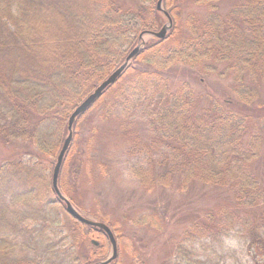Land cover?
I'll use <instances>...</instances> for the list:
<instances>
[{
    "label": "trees",
    "instance_id": "trees-1",
    "mask_svg": "<svg viewBox=\"0 0 264 264\" xmlns=\"http://www.w3.org/2000/svg\"><path fill=\"white\" fill-rule=\"evenodd\" d=\"M222 1L194 0L205 13L190 12L182 19L177 0H164L173 27L163 39H149L79 115L59 175L62 193L84 212L67 182L71 165L78 164H71L78 123L110 93L123 103L141 105L142 116L138 108L135 116L148 120L151 135L136 140L149 152L159 143L161 151L163 143L170 147L161 156L160 175L154 164L133 168L142 187L153 191L155 181L162 187L173 182L185 191L201 183L230 196L229 203L186 227L179 240L186 247L178 243L175 250L177 264H264V179L256 171L260 167L264 174V115L241 111L264 106V0H231L226 11L220 10ZM156 3L0 0V149H10L0 154V264H98L108 257L106 232L67 212L52 186V172L74 108L124 62L141 32L159 30L167 22ZM178 66L196 79L222 66L219 74L231 76L243 107L208 96V106L197 110L188 80L175 85L169 78ZM13 145L23 146L9 148ZM91 214L111 227L117 241L123 237L104 212ZM160 219L141 216L138 221L152 220L161 231ZM221 235L236 237L241 248L219 253L207 239ZM121 257L119 241L111 264H121Z\"/></svg>",
    "mask_w": 264,
    "mask_h": 264
},
{
    "label": "rangeland",
    "instance_id": "rangeland-1",
    "mask_svg": "<svg viewBox=\"0 0 264 264\" xmlns=\"http://www.w3.org/2000/svg\"><path fill=\"white\" fill-rule=\"evenodd\" d=\"M177 2L181 7L182 19L190 12L199 16L205 13L203 7L194 4V0ZM230 5L231 0H223L219 5L220 10L226 11ZM221 67L217 66V70L208 75L199 74L197 76L200 79H196L188 76L189 70H182L178 66L171 70L169 78L175 85L188 80L198 99L197 110L208 106L211 98L208 96L222 100L227 98L231 101V108L243 107L238 103V94L232 87L234 82L231 76L219 74ZM260 102L264 105V95ZM137 108L140 110L139 116H142L141 105L133 106L131 101L123 103L122 100L112 98L110 93L97 107L87 112L78 123V150L76 149L77 153L71 159V164L73 160L78 164L75 167L71 165L67 182L85 209L83 212L77 208L83 215L98 220L91 213L100 215L102 211L120 230V235L123 236L118 239L122 252L121 264H131L133 261L137 264H177L175 250L178 243L186 247V242L179 241L186 227L200 220L208 210L229 203L230 196L225 189L201 183L180 191L173 182L172 186L162 187L155 181V190L146 191L133 168L149 169L154 164L156 168L153 171L157 175L162 168L160 161L165 154L170 153V147L163 143L161 151L159 143L156 144L159 149L149 152L143 146L142 142L150 138L151 131L148 120L135 116ZM256 110L257 112H247V109H241L255 117L264 115V106ZM21 146L23 145H13L9 148L17 150ZM87 148H90L89 152ZM8 150L10 149H0V154H10ZM256 171L264 179L260 167ZM153 215L161 217L164 224L161 231L154 228L152 220L138 221L141 216ZM207 240L214 243L217 251L222 254L228 249L241 248L237 238L233 236L221 235L217 240ZM187 244L190 245L188 241ZM204 258L205 256L201 257L202 260ZM227 262L226 264L232 263Z\"/></svg>",
    "mask_w": 264,
    "mask_h": 264
},
{
    "label": "water",
    "instance_id": "water-1",
    "mask_svg": "<svg viewBox=\"0 0 264 264\" xmlns=\"http://www.w3.org/2000/svg\"><path fill=\"white\" fill-rule=\"evenodd\" d=\"M156 7L167 17V22L164 23L159 30H146L141 32L138 43L128 53L124 62H122V64H120L107 78H105L100 84H98L94 88V90L74 108L68 118V134L62 143L52 172V186L58 198L65 202L67 212L86 225L95 226L102 229L106 232L107 236L109 237L111 244V253L106 259L98 262V264H111L118 257V241L116 235L108 224L99 220H94L86 217L75 207L71 200L62 193L59 187V175L66 153L69 150L70 145L73 141L74 125L79 115L85 113L88 108L103 94L104 90L118 79V77L130 65L135 56L145 47L147 41L150 38L156 37L159 39H163L173 27V18L170 13L164 8V0H157ZM146 36L149 38L145 39Z\"/></svg>",
    "mask_w": 264,
    "mask_h": 264
}]
</instances>
